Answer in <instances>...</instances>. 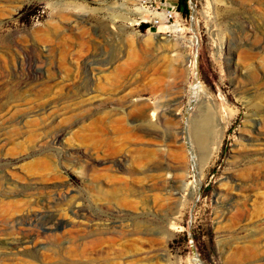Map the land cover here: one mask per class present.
<instances>
[{
    "label": "rangeland",
    "instance_id": "374dc122",
    "mask_svg": "<svg viewBox=\"0 0 264 264\" xmlns=\"http://www.w3.org/2000/svg\"><path fill=\"white\" fill-rule=\"evenodd\" d=\"M177 1L0 0V264H264V0Z\"/></svg>",
    "mask_w": 264,
    "mask_h": 264
},
{
    "label": "bare ground",
    "instance_id": "6f19581e",
    "mask_svg": "<svg viewBox=\"0 0 264 264\" xmlns=\"http://www.w3.org/2000/svg\"><path fill=\"white\" fill-rule=\"evenodd\" d=\"M136 14H138L141 18H145V16L147 15V14H150L149 13V11L147 10V9H145V8H139L138 10H137V12H136ZM165 16H166V13H164L163 14V16L162 17H164L165 18ZM250 55V54H249ZM38 67V66H37ZM36 67V68H37ZM36 68H35V70H36ZM37 72H39V74L41 75V74H43V72H42V70L41 69H39V71H37ZM194 80H195V82H196V86H195V88L196 89H198V88H200V85H198L199 84V78H198V71H197V68H195V70H194ZM36 75V74H35ZM37 76V75H36ZM194 82V83H195ZM194 87V86H193ZM194 88V89H195ZM200 91V90H199ZM197 93H199L198 92V90H197ZM196 93V94H197ZM197 95H199V94H197ZM169 110V109H168ZM160 112V111H159ZM164 112V111H163ZM172 112V111H171ZM165 115V114H164ZM166 119V118H165ZM158 123V122H157ZM192 123V125H191V140H192V144H193V146L195 147V148H197L198 149V151H199V153L201 154V157L203 158V160H204V163L205 164H209L211 161H212V159L214 158V156L218 153V151H219V149H220V147H221V145H222V141H223V133H221V137H220V139L218 140V142H217V144H216V146H215V148H209L208 147V143H209V135H210V129H209V126H210V123H211V117L210 116H208L207 114H203V115H201V116H199V117H197L196 119H194L193 120V122H191ZM160 124V123H159ZM162 125V124H161ZM142 130V129H141ZM147 134V133H146ZM252 148V147H251ZM250 150V149H249ZM254 151V150H253ZM238 154V153H237ZM248 153H246L245 155H247ZM260 154V153H259ZM242 155V154H241ZM245 155H243V157H245V158H248V157H250V155H247V156H245ZM260 158H262V157H259V159ZM264 158V157H263ZM254 159V158H253ZM162 160V159H161ZM161 160H159V161H161ZM163 162V161H162ZM162 162H160V163H162ZM92 163V162H91ZM84 167V166H83ZM93 168V167H92ZM166 168V167H165ZM86 169H91V165H87V168ZM162 169V168H161ZM170 193V192H169ZM165 194V193H164ZM165 197V196H164ZM53 202H48V204H50V203H53L55 206H60V205H62L63 203H67L69 200L66 198V199H61V198H56V199H53L52 200ZM239 213H242V211L241 212H239ZM50 219V218H49ZM51 220H53V218L51 219ZM168 238H170V237H168ZM167 237H166V239H168ZM167 241V240H166ZM28 242H30L29 241V239L28 238H24L23 239V244H27ZM11 244H14V243H11ZM14 246V245H13ZM16 248L15 247H12V249L11 250H15ZM241 254V253H240ZM249 257V256H248ZM195 261H197L196 263L197 264H201V262L199 261V259L198 258H196L195 259ZM60 264H71V263H69V262H61ZM73 264H75V263H73Z\"/></svg>",
    "mask_w": 264,
    "mask_h": 264
},
{
    "label": "built area",
    "instance_id": "2783aa9c",
    "mask_svg": "<svg viewBox=\"0 0 264 264\" xmlns=\"http://www.w3.org/2000/svg\"><path fill=\"white\" fill-rule=\"evenodd\" d=\"M165 13H166V16L164 19L157 18V17L154 19L153 21L154 26H157V27L162 26L165 21L170 23L176 20V18L180 15L177 5H172V4H169L166 7Z\"/></svg>",
    "mask_w": 264,
    "mask_h": 264
},
{
    "label": "trees",
    "instance_id": "16d2710c",
    "mask_svg": "<svg viewBox=\"0 0 264 264\" xmlns=\"http://www.w3.org/2000/svg\"><path fill=\"white\" fill-rule=\"evenodd\" d=\"M187 2H188V0H178L177 1V7H178L179 12H183L184 10L188 9ZM142 27L145 30V29L149 28L150 26L149 25H142Z\"/></svg>",
    "mask_w": 264,
    "mask_h": 264
}]
</instances>
